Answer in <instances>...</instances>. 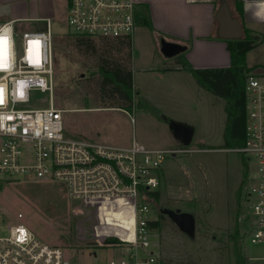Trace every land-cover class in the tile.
Here are the masks:
<instances>
[{
    "label": "rangeland",
    "instance_id": "obj_1",
    "mask_svg": "<svg viewBox=\"0 0 264 264\" xmlns=\"http://www.w3.org/2000/svg\"><path fill=\"white\" fill-rule=\"evenodd\" d=\"M226 1L231 16L242 25L241 38L249 36L252 40L253 48L246 54L245 63L256 67L248 74H264V11H257L264 0L252 4L240 0L241 5ZM220 3L221 0H217V10ZM141 8L143 6L138 4V9ZM67 10L68 0H0V22L4 17L51 19L55 33L53 102L64 109L65 135L120 145L135 139L146 147L164 148L182 145L173 136L167 119L189 125L193 129L192 141L182 146H189L193 151L166 155L161 164L163 171L161 168L157 171L159 184L155 190L159 197L153 198L150 215L158 221V226L154 227L155 237L151 238L149 247L158 257L157 264H236L235 259H239L235 246L239 248L242 231L248 227L243 221L242 206L249 211L247 206L250 205L243 201L242 185L248 171L251 174L255 171V163L235 152L236 146L224 144L227 126L224 98L208 93V99L199 98L193 107L182 100L174 103L162 99L156 102L158 104L148 100L145 91L151 88L152 79L140 70L148 63L155 65L162 55L155 33L144 31L141 40L135 42V48L131 47V106L128 110L100 108L102 100L96 95L95 74L101 56L110 53L111 58L125 60L126 49L118 51L101 38H91L90 43L77 42L75 37L67 35L70 30ZM43 23L27 21L19 24L25 29L41 27ZM218 38L217 34L215 40L223 39ZM31 98V107L47 106L49 102L47 92L35 91ZM143 103L152 105L156 112ZM155 104L172 109L174 116H166ZM175 105L178 108H174ZM105 205L71 200L63 184L56 181L22 176L0 180V235L6 234L8 224L19 222L43 242L61 246L68 259L85 262L111 257L116 251L100 246L111 237L98 235L97 229L106 223L116 224L114 218L121 219L122 216L113 209L103 212ZM160 207L192 213L194 236L180 231L166 214L159 212ZM19 212L20 218L17 217ZM108 228L112 227L105 229ZM247 240L245 235L243 250L249 244Z\"/></svg>",
    "mask_w": 264,
    "mask_h": 264
},
{
    "label": "built area",
    "instance_id": "obj_2",
    "mask_svg": "<svg viewBox=\"0 0 264 264\" xmlns=\"http://www.w3.org/2000/svg\"><path fill=\"white\" fill-rule=\"evenodd\" d=\"M136 9V0H68V32L131 38ZM27 21L44 23L22 29L19 23ZM54 35L50 17L0 23V180L22 176L56 181L71 200L107 204L103 212L113 209L122 218H114L116 224L106 223L97 233L111 237L100 246L116 253L96 261L71 260L61 246L43 242L16 222L0 235V264H157L158 257L149 247L155 237L149 223L155 220L150 204L151 192L159 184L157 171L166 155L193 150L182 145L150 148L135 139L118 145L65 135L64 109L53 102ZM35 91L48 93L47 106H29ZM244 93L243 142L233 150L255 163L243 193L250 203L245 235L258 244L264 243V74H247Z\"/></svg>",
    "mask_w": 264,
    "mask_h": 264
},
{
    "label": "crops",
    "instance_id": "obj_3",
    "mask_svg": "<svg viewBox=\"0 0 264 264\" xmlns=\"http://www.w3.org/2000/svg\"><path fill=\"white\" fill-rule=\"evenodd\" d=\"M136 1L137 8L138 4L146 8L150 24L138 23L136 25L131 37L132 48H135V42H139L143 33H146L144 31L155 33L159 50L160 38L186 45L183 53L173 57H165L160 52L162 56L157 60L155 65L148 63L149 65L141 67L140 71L144 72L147 78L149 77V80L152 79L151 88H146L145 91L146 98L152 103L160 102L162 99H167L174 103L175 101L182 100L183 102H188L192 107L195 106V102L199 98L204 97L208 99V93L211 92L196 82L190 71L181 66L177 57L182 55L189 65L194 68L228 67L231 64V55L226 48V43H224L225 39L218 38L220 41L215 40L218 34V22L215 18L217 0ZM257 11L263 12L264 4L259 6ZM17 18L24 20L27 17H4L1 22ZM135 60L136 57L133 58V62ZM245 64L250 66L247 63ZM224 103L226 104V101ZM225 104L223 106L224 109ZM157 107H160L166 113V116H174L171 113L172 109H166L161 107V105ZM174 108H178V106L175 105ZM128 144L121 142V145ZM118 145L120 144L118 143ZM167 146L169 145L165 147ZM160 168V171H163L162 166ZM250 174L248 171L247 177ZM242 207L244 219H248L249 211H245L244 205ZM247 207L249 208V206ZM244 237L245 231H242L241 243L238 244L242 264H264V243L252 244L247 240L249 244L247 243L246 249L243 250L242 243ZM234 263H236V259Z\"/></svg>",
    "mask_w": 264,
    "mask_h": 264
},
{
    "label": "trees",
    "instance_id": "obj_4",
    "mask_svg": "<svg viewBox=\"0 0 264 264\" xmlns=\"http://www.w3.org/2000/svg\"><path fill=\"white\" fill-rule=\"evenodd\" d=\"M232 1L235 5H241L240 0ZM135 22L136 25L138 23L150 24L146 8L136 9ZM67 33V35L75 37L74 40L77 42L90 43L92 41L91 37L88 36ZM101 40L110 43L109 45L114 49L117 48L118 51H122L125 48L126 58L125 60H121L118 57L111 58L109 57L110 53L101 56L100 63L97 66V73L95 74L97 76L96 95L102 100L99 107H115L128 110L133 97L132 91H130L132 71L129 69L131 65V38L128 36L115 40L104 38H101ZM226 48L231 55V64L228 67L194 68L189 65L182 55H179L177 60L183 68L190 71L201 87L225 99L227 126L224 134V144L227 146H239L243 142L245 127V78L256 65L247 66L245 64V54L253 48L251 37L246 36L238 40H226ZM142 105L156 112L152 105L148 103H143ZM151 194L153 198L158 199L159 192L157 190L152 191ZM149 224L151 227H156L158 226V221L153 220ZM235 247L237 248L236 256L239 259L236 264H242L239 248Z\"/></svg>",
    "mask_w": 264,
    "mask_h": 264
},
{
    "label": "water",
    "instance_id": "obj_5",
    "mask_svg": "<svg viewBox=\"0 0 264 264\" xmlns=\"http://www.w3.org/2000/svg\"><path fill=\"white\" fill-rule=\"evenodd\" d=\"M218 22V36L226 40H238L241 38L243 29L240 21L232 17L229 5L226 0H221L215 14ZM160 52L165 57H173L183 53L186 45L160 38ZM168 125L172 130L173 136L182 144L189 145L192 141L193 129L182 122L167 119ZM159 212L166 214L179 228L180 231L190 237L195 233V217L192 213L182 211L179 208L160 207Z\"/></svg>",
    "mask_w": 264,
    "mask_h": 264
},
{
    "label": "bare ground",
    "instance_id": "obj_6",
    "mask_svg": "<svg viewBox=\"0 0 264 264\" xmlns=\"http://www.w3.org/2000/svg\"><path fill=\"white\" fill-rule=\"evenodd\" d=\"M247 8H248V6H247Z\"/></svg>",
    "mask_w": 264,
    "mask_h": 264
},
{
    "label": "flooded vegetation",
    "instance_id": "obj_7",
    "mask_svg": "<svg viewBox=\"0 0 264 264\" xmlns=\"http://www.w3.org/2000/svg\"><path fill=\"white\" fill-rule=\"evenodd\" d=\"M242 26V25H241Z\"/></svg>",
    "mask_w": 264,
    "mask_h": 264
}]
</instances>
